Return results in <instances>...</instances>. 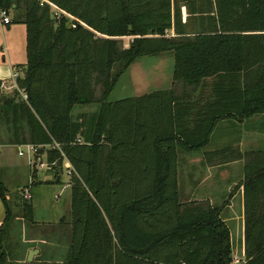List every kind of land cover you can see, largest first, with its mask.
Instances as JSON below:
<instances>
[{"label": "trees", "instance_id": "trees-1", "mask_svg": "<svg viewBox=\"0 0 264 264\" xmlns=\"http://www.w3.org/2000/svg\"><path fill=\"white\" fill-rule=\"evenodd\" d=\"M51 4L67 16L55 19ZM181 5L199 26L186 30ZM0 9L26 26V62L18 65L24 74L15 81L27 97L0 92L7 143L56 140L72 166L70 234L60 264H232L228 199L180 200L177 148L206 145L222 120L264 113V0H0ZM165 51L174 57L171 89L108 100L132 62ZM209 78L215 80L205 96ZM192 92L196 99L188 102ZM204 96L205 105L197 104ZM90 103H98L96 112L72 118L73 108ZM56 158L55 177L36 181L33 171L31 185L60 183L63 158L48 152L49 162ZM240 185L239 256L264 264V149L245 151ZM6 190L0 180V234L10 217ZM30 200L22 204L29 218ZM7 256L0 239V264H12Z\"/></svg>", "mask_w": 264, "mask_h": 264}, {"label": "rangeland", "instance_id": "rangeland-1", "mask_svg": "<svg viewBox=\"0 0 264 264\" xmlns=\"http://www.w3.org/2000/svg\"><path fill=\"white\" fill-rule=\"evenodd\" d=\"M8 14L11 18L13 16L12 10H9ZM193 23L192 25H194ZM122 42L127 46L130 42V37H123ZM173 64L174 57L173 53L170 52L139 57L118 77L108 96V100L114 101L135 96L149 91L152 88L166 87L170 82L172 84L171 86H173V77H170ZM214 80L209 78L204 83L203 94L205 96L210 93ZM11 85L12 83L8 82L4 88H0L1 94L4 96L11 95L13 90L10 87ZM100 91V87H98L97 97ZM205 96L201 100L202 105L206 103ZM97 110L98 103L80 105L73 108L72 118L82 121V119L87 118L85 115L92 114ZM7 132L9 130H7L6 125L0 121V180L7 187L6 198L10 207V217L8 223L3 228L4 230L0 234V239L3 249L8 253L7 259L12 264H52L51 262L53 260L60 264L68 249V237L70 234L68 223H70L71 217L69 216L71 214L64 218V226L59 229L56 216L58 211L60 210L61 212L63 207L60 206L61 208L58 210V207L55 206L67 198L69 188L63 189L58 199H54L53 195L60 192V184L55 182L39 183L38 186L32 188L33 199L30 202L35 207L34 213L31 218L25 216L22 209L23 199L20 195L26 182L25 174L29 173V168L23 162L26 161V156H19L17 154L20 144H14L16 146H12L7 143L9 137ZM204 149L206 151L210 150V153L208 152L209 154L203 155L200 161V157L192 156L196 154L201 156L200 153L202 154V152H196L194 149L186 150L180 146L177 148V166L184 170L181 173L183 182L180 183L182 200L189 198L186 191H190L191 186H194L191 182V176L188 177L185 174L187 169L192 168L191 166L197 167V169L199 166L203 167V165H209V167L222 166L226 177H230L228 180L232 179V182L236 180H238L237 183L241 182L245 151L250 149H264V113L244 120H231L226 126H217L210 142ZM45 157L47 156L43 155L42 159L44 160ZM189 157H192L194 160H190ZM10 162H12L11 167L5 165ZM7 168L9 169L8 171H6ZM65 168L66 164L64 161L58 173L60 180L68 178L69 182V176H67ZM12 170L18 171L15 174V176H18L17 180H15V177L9 176L13 174ZM30 170L33 172L35 168L30 165ZM43 173L52 179V177H55V168H44ZM211 177H215L214 170L211 172ZM35 180L38 181L37 174L35 175ZM184 186L185 191L183 189ZM235 187L236 185L234 183L232 189ZM203 188L207 190L206 187H201V189ZM227 195H225V199ZM52 204L55 208L52 207ZM49 206L52 208H49ZM238 211L239 205L234 202L223 214L225 216H232L234 219L231 220V227L240 231V219L238 221L235 218V214ZM233 242V254L240 255L242 252V238H233ZM31 249H38V253L34 254L31 261H27L28 253Z\"/></svg>", "mask_w": 264, "mask_h": 264}, {"label": "crops", "instance_id": "crops-1", "mask_svg": "<svg viewBox=\"0 0 264 264\" xmlns=\"http://www.w3.org/2000/svg\"><path fill=\"white\" fill-rule=\"evenodd\" d=\"M181 6H182L181 7L182 21L185 22V24H186V30L190 31L192 28H196L197 26H199L200 21L193 19V18H189V17H191V15H189L187 13V10H186L184 5H181ZM192 23L194 25H192ZM170 34L173 35L172 31H170ZM25 47H26V26L24 23H21V22H17V23L11 22L9 24L0 23V88L1 89L4 88L8 82L12 83L11 74L13 72H17L18 75L23 74V67L18 66V65H23L26 62V49H25ZM165 52L172 53L171 51H165ZM165 52H159L156 54L165 53ZM151 55H155V54H151ZM145 56H148V55H145ZM172 75L173 74L171 71V74H170L171 78L173 77ZM171 85L172 84L170 82V84L166 87L152 88L149 91H145V92H143L141 94H137L135 96L137 97V96L147 94V93H150L152 91H157V90L171 89L172 88ZM181 90H182L181 87H176V91L178 93ZM186 91L189 92V90L187 88H186ZM191 99L192 100L196 99V94L194 92H192L191 97L187 99L188 102H191ZM201 100H202V98H200L197 101V104H199V105L202 104ZM194 106H195V104H194ZM229 122H231V120H226V119L218 122L216 127H215V130H216L217 126H220V125L226 126V125H228ZM215 130L211 134V137L214 134ZM211 137H210V139H211ZM209 142H210V140H209ZM208 143L206 145L202 146L201 148L194 150L196 152H202V154L200 153L201 156L196 154L195 156H192V157H197V158L200 157L199 159L201 161L202 160L201 158L203 157V155H207L210 153L209 152L210 150L206 151V149H204L208 145ZM9 145L13 146L14 144H9ZM14 146H16V145H14ZM199 150H201V151H199ZM17 154H18V152H17ZM192 157H189V159L194 160ZM177 160H178V154H177ZM23 162L29 168V173H27V174L24 173L26 176V182L24 184V187H25L29 183H31V180L33 181L34 179L32 176L33 174L30 170V164L28 163V160L26 159V161H23ZM5 165L11 167L12 162L7 163ZM191 167L192 168L187 169L185 174L188 177L191 176V182L194 184V186H191L190 191L189 190L186 191V194L189 198L187 200H182L181 198H183V197L180 194L181 193L180 183L183 182V180L181 179V176H182L181 173L184 170H182L181 168H179L177 166V178L176 179H177L178 195H179L180 200H182V201L208 200L211 204L221 205L224 203V201L226 199H228L226 206L223 208V212L227 208H230V206H232L234 204V202L237 203V205H239V211L237 212L238 214L237 213L235 214V218H237L238 221L240 219L241 230L238 231V230L233 229L231 227V225H230L231 220L234 219L232 216H225L224 215V220L229 227L231 238L232 239L233 238L237 239L239 237L242 238V232H243L242 186L241 185L239 186L240 182L237 183L238 180L233 181V182L231 181L232 179L228 180V178H230V177H226V173L224 171V168H222V166L217 165L215 167H209V165H203V167L199 166L198 169H197V167H193V166H191ZM8 168L6 169V171H8L10 169V168L9 169ZM212 170H214V172H215V177H213V178L211 177ZM12 172H13V174H11V175L8 174V175L15 177V180H17L18 176H15V174H17L18 171L12 170ZM38 175L40 176V178L39 177L38 178L42 181H46V180L51 179L50 177H47L46 174L41 176L40 172H38ZM240 181H242V179ZM234 183H235L236 187L234 189H232V186L234 185ZM58 184H60V186H61L60 192L59 193L57 192L58 194H54L53 198L56 195L57 196L56 199H58V197L60 196V193L63 191V189L65 190V188H69V193H68L67 198L64 199L62 203L55 206V207H58V210L61 208L60 206L63 207L61 209V212L59 210L58 214L56 216L57 217V220H56L57 223L61 217L64 216V218H65V217L69 216L70 212H71V198H70L71 187H70V184L68 183V178L65 180L61 179L60 183H58ZM237 184H238V186H237ZM36 186H38V184H33V185L30 184L31 200L33 199L32 188L36 187ZM201 187H206L207 190H205V188L201 189ZM183 189L185 191V186L183 187ZM231 189H232V192H231ZM229 192H230V194L227 195V193H229ZM225 195H227L226 199H225ZM52 207H54L53 204H52ZM52 207L49 206V208H52ZM32 209H33L32 213H34V210H35L34 205L32 206ZM5 216H6L5 205L0 198V227L2 226V224L5 221ZM68 226L70 229L69 223H68ZM54 257H55V253H54Z\"/></svg>", "mask_w": 264, "mask_h": 264}, {"label": "built area", "instance_id": "built-area-1", "mask_svg": "<svg viewBox=\"0 0 264 264\" xmlns=\"http://www.w3.org/2000/svg\"><path fill=\"white\" fill-rule=\"evenodd\" d=\"M51 7H52L51 8L52 9V15H53V17L55 19H59L61 13L64 14L63 11L58 9L55 5L51 4ZM64 15H66V14H64ZM69 18H71V17H69ZM0 23H3V24L11 23V18H10L9 14H8V10L0 9ZM71 26L75 27V24H72ZM17 77H18V73L17 72H13L11 74L12 85L10 87L13 88V89H17L19 94L21 95V97L23 99H26V97H27L26 94L16 84L15 79ZM77 141H80V140L77 139ZM49 151H58V152H60V156H62V158H63L62 164H63L64 161H65V164H66L65 172H66L67 176H70L71 171H72V166L69 163L68 159L66 158V156H65V154H64V152L62 150L61 144L59 142H57L56 140H52L51 142L41 143V144H33V143L20 144V147L18 149V155L19 156H26L25 158L28 160V162L31 165V167L33 166L35 168L36 174L38 175V172H40V171L43 172L44 168L45 169L52 168L53 165L57 164V160H58L57 158L55 160H53L52 162H49L47 157H45L44 160L42 159V156L43 155L47 156ZM38 177H40V176L38 175ZM30 184L31 183H29L27 186H25L22 189V192H21L22 197L25 200L31 199ZM54 198L56 199L57 196L55 195ZM244 263H245L244 257H241V256H239L237 254H234L232 256V264H244Z\"/></svg>", "mask_w": 264, "mask_h": 264}, {"label": "water", "instance_id": "water-1", "mask_svg": "<svg viewBox=\"0 0 264 264\" xmlns=\"http://www.w3.org/2000/svg\"><path fill=\"white\" fill-rule=\"evenodd\" d=\"M41 176L43 175V172L40 171ZM38 253V249H31L28 253L27 261H31L34 254Z\"/></svg>", "mask_w": 264, "mask_h": 264}]
</instances>
